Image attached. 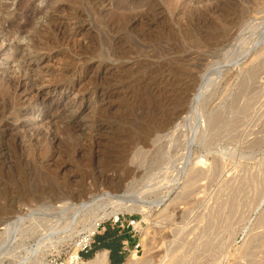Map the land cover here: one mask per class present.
Masks as SVG:
<instances>
[{"label":"rangeland","instance_id":"rangeland-1","mask_svg":"<svg viewBox=\"0 0 264 264\" xmlns=\"http://www.w3.org/2000/svg\"><path fill=\"white\" fill-rule=\"evenodd\" d=\"M119 213L122 264H264V0H0V264H72Z\"/></svg>","mask_w":264,"mask_h":264},{"label":"bare ground","instance_id":"bare-ground-1","mask_svg":"<svg viewBox=\"0 0 264 264\" xmlns=\"http://www.w3.org/2000/svg\"><path fill=\"white\" fill-rule=\"evenodd\" d=\"M238 37V36H237ZM252 50V48H251ZM250 52V51H249ZM247 54V53H246ZM245 57V56H244ZM244 59V58H243ZM241 61V60H240ZM240 63V62H239ZM238 64V63H237ZM225 68V67H224ZM208 75V74H207ZM182 92V91H181ZM202 89L199 90V92L196 94V96L194 97V105L199 106L200 101H201V96H202ZM204 94V93H203ZM182 96V95H181ZM188 99V98H187ZM51 105V104H50ZM201 105V104H200ZM196 109V107H194ZM199 108V107H198ZM197 110V109H196ZM189 117V116H188ZM218 119V118H217ZM172 120V119H171ZM183 126L182 124H178V128L176 131H180L181 127ZM186 126V124H185ZM189 130V129H188ZM186 134L184 135L185 141H183V145L186 147V153H184L185 155L183 156L184 158V162H183V166L181 168V173L179 178H183L184 180V184H185V188L189 189L194 187L199 181L200 179L203 178L204 174L208 173V170L205 168H201V164L205 163V160L200 159L199 158V154H198V159L197 161H195L193 159L194 156V152H195V146L197 144V142L199 141V138L202 139L203 137H205V131L202 129L201 125H196V127L190 131V132H185ZM181 141V140H180ZM185 149V148H184ZM196 158V159H197ZM186 189V190H187ZM192 190V189H191ZM194 190V189H193ZM128 197V196H127ZM125 195H115V194H111V193H102L99 195H94V198L92 200H88V201H83L81 203H71V204H66L61 211H57L58 214H55V218H58V221L56 220L54 222V225L52 227H54L55 225L57 226L58 224H61V220H63V213L68 211V210H74L75 212V216L79 213H81V211L83 212L84 209L91 207L92 205L96 204L99 201H102L104 199H110L113 200L114 203L117 204H124L125 202L128 201ZM132 198H129V200H131ZM132 201V200H131ZM135 202V201H134ZM138 203V202H137ZM142 203V202H141ZM140 203V204H141ZM149 204V203H148ZM152 205V204H150ZM127 206V205H126ZM122 207V206H121ZM145 206L143 205H138L137 210L139 211H144ZM135 208V207H134ZM60 212V213H59ZM48 213V212H47ZM46 213V215H47ZM50 213V212H49ZM48 213V214H49ZM54 213V212H53ZM45 216V213H43ZM52 215V214H50ZM73 215V214H72ZM74 216V215H73ZM74 216V217H75ZM46 217V216H45ZM48 217V215H47ZM54 216H52L51 218L53 219ZM66 217V216H65ZM73 217V218H74ZM50 219V218H49ZM104 218H101L99 220H96L92 227L88 230V234L86 237H84V241H88L89 239H91L92 235L96 232V230L98 229L97 224L99 223L98 221L103 220ZM25 220V217H17L15 219H12L11 221L7 222L6 228H13L15 229L16 227L19 226V223H21L22 221ZM48 222V221H46ZM71 224V223H70ZM69 226V225H68ZM44 228V227H43ZM55 228V227H54ZM66 228V227H65ZM18 229V228H17ZM12 230V229H11ZM52 230V228H51ZM8 231V230H7ZM15 232V231H14ZM11 233V232H10ZM14 234V233H13ZM51 235H46L44 237V239H50ZM43 239V238H42ZM12 243V242H11ZM79 247H81V244H78ZM137 252V250H135ZM136 252H133V254L130 256V258L124 263V264H139V257L138 254ZM77 253V252H76ZM75 256H73V260L75 261L76 258H78L79 256V252L76 254ZM2 254V253H1ZM84 263V261H83ZM86 264H109V258H108V252L107 250H102L99 251L92 259H90L89 261L86 262Z\"/></svg>","mask_w":264,"mask_h":264},{"label":"trees","instance_id":"trees-1","mask_svg":"<svg viewBox=\"0 0 264 264\" xmlns=\"http://www.w3.org/2000/svg\"><path fill=\"white\" fill-rule=\"evenodd\" d=\"M95 246L87 257L94 255L97 249L111 250V264H122L125 260V254L120 253L122 247V236L117 231L108 228L104 233L96 236Z\"/></svg>","mask_w":264,"mask_h":264},{"label":"built area","instance_id":"built-area-1","mask_svg":"<svg viewBox=\"0 0 264 264\" xmlns=\"http://www.w3.org/2000/svg\"><path fill=\"white\" fill-rule=\"evenodd\" d=\"M109 221L113 223L114 227L121 228V229H130L134 234H138L139 232V226L138 222L135 219H128L125 217L124 214H118L117 216H113L109 218ZM99 223L97 224L98 229H100L102 226L105 228V223L106 220H101L98 221ZM96 234V232L92 235L91 239L88 241H84V238L80 241L81 244V251H79V256L78 258L75 259V261H72V264H81L83 263V256H82V251L89 253L93 249V237ZM140 243L135 244V248L139 249ZM138 252V250H137Z\"/></svg>","mask_w":264,"mask_h":264},{"label":"crops","instance_id":"crops-1","mask_svg":"<svg viewBox=\"0 0 264 264\" xmlns=\"http://www.w3.org/2000/svg\"><path fill=\"white\" fill-rule=\"evenodd\" d=\"M111 229L117 231L118 234L122 236V247H121L120 253H124L125 254V252L128 250V246L130 245L131 242H133V238L135 236H137V234H134L131 230L121 229V228H117V227H114V226H112ZM102 233H104V232H102ZM95 241H96V238L93 240V248L94 247L96 248ZM98 250H101V251L102 250H107L108 256H109L108 258L110 259V264H111V258H110L111 257V250H109V249H97L96 250L97 253L99 252Z\"/></svg>","mask_w":264,"mask_h":264}]
</instances>
